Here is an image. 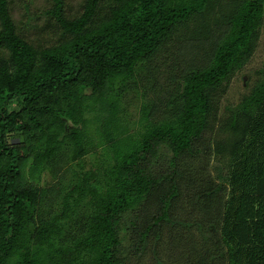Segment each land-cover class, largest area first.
Masks as SVG:
<instances>
[{"label":"trees","instance_id":"16d2710c","mask_svg":"<svg viewBox=\"0 0 264 264\" xmlns=\"http://www.w3.org/2000/svg\"><path fill=\"white\" fill-rule=\"evenodd\" d=\"M46 13L64 40L38 47L0 0V264H123L127 214L136 256L168 232L176 264H259L264 78L226 118L219 112L257 49L264 0H85L73 19L65 0H52ZM164 55L174 61L163 87L146 76L142 96L155 98L142 104L148 126L135 139L122 129L119 99ZM90 113L112 155L74 174L51 213V189L29 183L26 165L57 175L86 157ZM159 144L169 157L155 158ZM212 157L228 162L225 173L208 174Z\"/></svg>","mask_w":264,"mask_h":264},{"label":"rangeland","instance_id":"374dc122","mask_svg":"<svg viewBox=\"0 0 264 264\" xmlns=\"http://www.w3.org/2000/svg\"><path fill=\"white\" fill-rule=\"evenodd\" d=\"M85 0H65V14L68 18H75L83 11ZM52 7V0H10V8L13 19L17 25V30L21 36L27 39L30 43L38 47H50L62 43L63 35L60 26L53 17H50L46 12ZM174 58L172 55H164L160 57L152 67L154 72L148 74L145 71L143 78L139 84L138 91L127 90L119 99V114L118 119L122 125V129L127 130L128 135L133 138H140L146 132L148 123L141 120V108L143 102L148 103L155 94L148 91L146 96H142L145 88H149L154 82L151 76L156 77L157 86L160 88L165 85L169 68L172 65ZM145 75V76H144ZM150 77L148 84L146 76ZM145 77V78H144ZM152 77V78H153ZM264 78V28L257 45V49L251 61L239 72H237L230 81L227 93L223 96L220 103L219 119L222 120L228 116L227 109L236 106L244 95L248 94L253 85ZM118 87V86H116ZM159 88V89H160ZM94 113L88 114V119L91 121L88 124V148L87 156L77 162L71 163L69 166H64L60 174L54 175L50 170L33 171L31 173V161L25 168V177L29 183L39 188H50L47 201L44 208L51 207V213L57 212L60 209L63 198L69 192V184L74 174L78 177L84 176L87 172L97 171L100 167V162L111 156L112 152L108 151L105 139L101 134L95 131L93 119ZM151 119L150 122H155ZM218 126V125H217ZM71 127V124L70 126ZM69 131V128H68ZM114 132V130H113ZM114 134V133H113ZM161 155L169 157L170 150L163 144L156 147L155 158ZM167 159V158H166ZM206 163L208 174L215 177L219 170L221 173L227 171V161H221L218 157H212ZM201 163L196 161L192 164L195 169H198ZM220 167V169H218ZM130 214L125 215L122 221V235L125 240L126 259L123 264H176V241H170V234L167 232L162 238L163 242L154 248L152 245L145 251L144 254L138 256L131 252L130 248V224L128 222ZM128 228L129 230H125ZM176 235V231L173 233Z\"/></svg>","mask_w":264,"mask_h":264},{"label":"crops","instance_id":"0c3cea01","mask_svg":"<svg viewBox=\"0 0 264 264\" xmlns=\"http://www.w3.org/2000/svg\"><path fill=\"white\" fill-rule=\"evenodd\" d=\"M261 248H264V246H260ZM259 264H264V253L263 256L261 257Z\"/></svg>","mask_w":264,"mask_h":264}]
</instances>
